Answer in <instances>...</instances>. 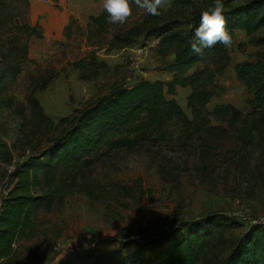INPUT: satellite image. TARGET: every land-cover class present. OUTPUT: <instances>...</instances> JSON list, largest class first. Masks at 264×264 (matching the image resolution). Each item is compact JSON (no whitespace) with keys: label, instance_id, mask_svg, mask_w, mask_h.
<instances>
[{"label":"rangeland","instance_id":"1","mask_svg":"<svg viewBox=\"0 0 264 264\" xmlns=\"http://www.w3.org/2000/svg\"><path fill=\"white\" fill-rule=\"evenodd\" d=\"M251 1L223 0V14H236ZM29 2L28 10L23 2H6L7 12L21 22L39 24L43 36L29 39L30 60L23 64L17 82L0 96V208L15 185L11 176L14 168L49 147L66 125L61 123L63 118L89 106L115 85L132 86L141 79L168 81L173 77L167 69L173 56L158 53V39L142 36L129 47L107 50L103 38L92 36L89 16L104 10L103 0ZM192 3L204 11L214 0ZM171 4L172 0H165L162 9L167 10ZM188 11L192 12L191 7ZM144 12L133 4L127 22H137ZM72 18L75 20L71 22ZM7 30L0 32V56L13 36ZM258 39L263 40L256 42ZM227 50L230 63L216 77L223 89L212 98L208 109L231 103L248 112L250 95L238 79L235 66L264 57V27L251 34L236 29ZM94 54L107 66L97 77H88L93 73L90 68L82 77L76 64L88 62ZM50 76L51 81L42 87ZM190 90L178 87L173 96L188 115ZM32 94L49 121L38 119L32 112ZM4 98H12V105ZM219 135L208 153L200 149L203 141L199 139L185 148L144 144L109 152L82 169L68 182L70 191L62 201L35 215L33 237L18 241L20 264H62L81 252L109 256L126 248L128 253L175 225L214 215L234 224L226 232L232 240L250 225L264 223V148L253 147L240 165L235 131L216 132ZM120 258L117 255L112 264Z\"/></svg>","mask_w":264,"mask_h":264},{"label":"trees","instance_id":"2","mask_svg":"<svg viewBox=\"0 0 264 264\" xmlns=\"http://www.w3.org/2000/svg\"><path fill=\"white\" fill-rule=\"evenodd\" d=\"M7 1L0 0V32L9 29L13 36L1 51L0 96L17 82L23 64L30 60L29 39L43 36L39 24L21 22L7 12ZM9 1L23 2L26 10L30 6L29 0ZM193 1L172 0L171 6L161 9L159 15L144 12L137 22L126 21L124 25L109 23L106 10L89 16L92 36L103 38L107 50L129 47L142 36L158 39V53L173 56L167 65L173 77L168 81L141 79L132 86L115 85L89 106L63 118L61 123L66 125L49 147L14 168L11 176L15 185L0 208V264H20L17 244L33 237L35 215L52 208L57 200L62 201L70 191V179L77 178L82 169L109 152L144 144L185 148L199 139L203 141L200 149L208 153L220 137L216 132L231 129L240 146L237 164L241 165L253 147L264 148V57L235 66L238 79L250 95L248 112L231 103L217 104L209 111L212 98L223 89L216 77L224 73L230 55L222 44L204 48L201 54L191 51L189 41L203 12L194 7ZM190 7L192 12L188 11ZM224 16L231 37L236 29L251 34L264 27V0H253L236 14ZM260 40L263 39L256 42ZM84 61L76 64L82 77L89 68L93 73L88 77H97L107 66L97 60L96 54ZM51 79L52 76L44 79L42 87ZM178 87L191 89L187 97L191 115L173 97ZM5 101L10 106L13 103L12 98ZM29 104L38 119L49 121L33 94ZM213 120L217 123L213 124ZM233 226L222 215H214L175 225L128 253L126 248L109 256L81 252L62 264H112L117 255L121 256L117 264H264V223L250 225L234 240L226 236Z\"/></svg>","mask_w":264,"mask_h":264},{"label":"clouds","instance_id":"3","mask_svg":"<svg viewBox=\"0 0 264 264\" xmlns=\"http://www.w3.org/2000/svg\"><path fill=\"white\" fill-rule=\"evenodd\" d=\"M133 4L143 9L147 14L159 15L165 0H103V8L108 14V22L124 24L132 15ZM223 0H214L201 14L200 22L195 27L193 36L189 41L193 53L201 54L204 48L216 44L230 47L232 37L226 28Z\"/></svg>","mask_w":264,"mask_h":264}]
</instances>
